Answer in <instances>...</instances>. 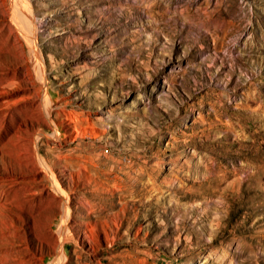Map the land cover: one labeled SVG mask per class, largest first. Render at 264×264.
Returning <instances> with one entry per match:
<instances>
[{
    "label": "rangeland",
    "instance_id": "374dc122",
    "mask_svg": "<svg viewBox=\"0 0 264 264\" xmlns=\"http://www.w3.org/2000/svg\"><path fill=\"white\" fill-rule=\"evenodd\" d=\"M0 264H264V0H0Z\"/></svg>",
    "mask_w": 264,
    "mask_h": 264
},
{
    "label": "bare ground",
    "instance_id": "6f19581e",
    "mask_svg": "<svg viewBox=\"0 0 264 264\" xmlns=\"http://www.w3.org/2000/svg\"><path fill=\"white\" fill-rule=\"evenodd\" d=\"M67 116V115H66ZM74 121H76L74 118H66V122H67V125L66 126H68V127H71V128H73L74 127ZM67 128V127H66Z\"/></svg>",
    "mask_w": 264,
    "mask_h": 264
}]
</instances>
